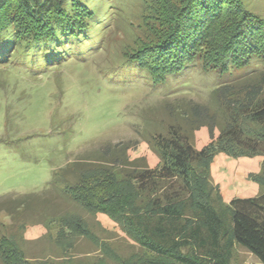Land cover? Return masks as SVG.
Listing matches in <instances>:
<instances>
[{"label":"trees","instance_id":"trees-1","mask_svg":"<svg viewBox=\"0 0 264 264\" xmlns=\"http://www.w3.org/2000/svg\"><path fill=\"white\" fill-rule=\"evenodd\" d=\"M101 1L0 0V64L26 66L38 73L70 56L98 49L107 43L100 38V29L108 25L114 9L121 8L115 4L113 12L106 14ZM143 1L138 35L122 53L123 72L162 83L200 64L204 70L218 71L219 81L227 79L215 85L206 103L189 99L169 104L175 121L166 133L153 135L160 160L156 167L130 164L128 143L109 145L97 163L74 161L56 170L45 194L0 198V212L11 219L0 221L2 264L50 262L30 256L19 233L30 220L69 215V209L60 212L64 201L104 211L143 248L180 264H207V258L229 264L235 243L264 263V163L256 177L262 193L236 197L230 209L215 202L212 189L205 199H197L192 176L194 165L211 162L221 142L239 149V156H264V16L251 10L247 0ZM203 127L211 143L197 149L192 139ZM216 139L218 144L213 142ZM117 160L122 167L116 166ZM61 181V189L52 190ZM119 183H133L149 198L155 195L153 213L142 216L126 210L135 207L131 206L134 200L130 195L116 199L123 191ZM53 192L61 203L48 197ZM186 193L197 221L190 226L182 222ZM111 197L116 199L112 206L105 202ZM27 214L34 218L27 220ZM74 227L63 225L62 232H72ZM190 245L198 252L184 254L182 250Z\"/></svg>","mask_w":264,"mask_h":264},{"label":"rangeland","instance_id":"rangeland-1","mask_svg":"<svg viewBox=\"0 0 264 264\" xmlns=\"http://www.w3.org/2000/svg\"><path fill=\"white\" fill-rule=\"evenodd\" d=\"M101 2L106 14L115 4L121 8L114 9L116 12L108 17V25L100 29L99 36L107 43L98 49L70 56L38 73L30 72L26 66L0 64V198L45 194L56 170L74 161L97 163L109 145L128 143L130 164L156 167L160 160L153 135L166 133L168 125L175 121L169 104L189 99L206 103L215 85L227 79L219 81L218 71L204 70L200 64L162 83L123 72L122 53L138 35L144 1ZM247 3L251 10L264 16V0H247ZM215 133L217 137L218 129ZM192 142L197 149L210 144L208 129L196 131ZM219 146L220 151L211 162L194 165L195 197L205 199L212 189L215 202L229 208L230 201L236 197L261 194L263 187L256 177L263 167L264 156H239V149L233 145L221 142ZM115 163L122 167L120 160ZM119 184L123 191L116 199L120 201L130 195L134 200L131 206L135 207L126 210L142 216L147 211L153 213L151 204L155 195L149 198L137 191L133 183ZM63 185L61 181L52 190ZM48 197L62 202L54 192L48 193ZM116 199L104 201L112 206ZM183 199L187 205L182 222L190 226L197 222L190 193L184 194ZM64 202L59 205L60 212L69 209L71 213L63 218L38 222L30 220L33 214H27L30 221L19 236L30 256L50 261L48 264H146L156 260L180 264L143 248L104 211ZM0 221L9 223L11 219L6 212H0ZM67 224H73L76 230L62 232ZM182 251L198 252L192 245ZM206 260L207 264H219L216 258ZM229 264L264 263L235 243Z\"/></svg>","mask_w":264,"mask_h":264}]
</instances>
